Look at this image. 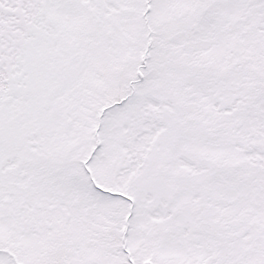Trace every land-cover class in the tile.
I'll return each mask as SVG.
<instances>
[{"label": "snow or ice", "instance_id": "6c2138e0", "mask_svg": "<svg viewBox=\"0 0 264 264\" xmlns=\"http://www.w3.org/2000/svg\"><path fill=\"white\" fill-rule=\"evenodd\" d=\"M0 264H264V0H0Z\"/></svg>", "mask_w": 264, "mask_h": 264}]
</instances>
